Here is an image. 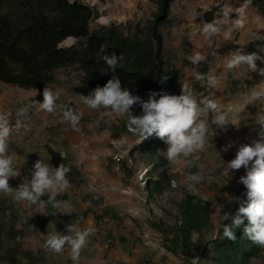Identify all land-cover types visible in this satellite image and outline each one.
<instances>
[{
	"label": "rangeland",
	"instance_id": "374dc122",
	"mask_svg": "<svg viewBox=\"0 0 264 264\" xmlns=\"http://www.w3.org/2000/svg\"><path fill=\"white\" fill-rule=\"evenodd\" d=\"M78 1L93 8L92 30L114 25L133 36H138V28L146 30V23L152 21L160 4V0ZM222 4L232 9L231 20L242 18L243 24L237 27L230 22L220 33L206 40L198 29L203 22L217 17ZM240 8L243 12L238 14L236 10ZM159 28L164 35L165 64L181 72L178 85L170 94H179L181 83H188L195 98L207 96L221 109L232 106L234 111L229 113V119L234 125L216 130L211 124L214 113H202L201 119L209 126L205 150L187 158L180 157L177 162L166 159V146L160 150L168 185L161 197H150L146 189L149 175L146 170L151 167L152 159L146 158L152 157H144L142 149L135 145L141 136L128 129L120 130V122L127 118L126 114L114 113L103 106L91 109L80 101V96L87 93L82 82L84 72L77 64L56 69L54 81L45 86L58 94L53 112L39 107L43 89L0 82V115L6 116L11 129L7 151L15 154L14 163L19 170L16 177L9 178V185L15 188L21 183L39 158L48 159L53 166L61 163L69 166L66 173L69 187L57 198L69 202L71 213L55 214L56 210L50 206L41 209L15 200L12 192L0 193V205L6 209L7 220L13 223L14 235H21L19 230L25 228L24 235L17 238L20 248L42 247L49 233L63 232L65 225L73 223L80 228L92 227L94 232L87 238L86 251L81 250L84 252L76 262L71 260L68 251L70 264H123L122 261L137 264L145 260H148L145 264H155L164 250L158 242L162 224H177L179 201L187 192L208 200L213 214L218 215L214 225L205 230V236L218 237L217 224L235 211L237 203L226 197L243 195L245 189L238 178L244 174V168L232 171L230 178H226L223 175L225 162L234 157L238 143H249V138H257L258 126L253 122L264 112V98L256 99L251 94L261 78L256 72L248 73L243 65L228 70L224 59L238 47L264 55L261 52L264 51V17L252 0H171L167 18ZM225 31L229 33L227 39ZM79 41L70 37L60 45L73 46ZM196 51L201 52L205 60L192 65L187 56ZM256 63L261 66L259 60ZM194 72L201 73L204 79L196 80ZM209 74L216 78L214 86L207 84ZM237 108L239 111H235ZM22 110L26 115H20ZM73 116L77 117L74 124ZM117 132L119 135L115 137ZM229 143L231 147L224 150ZM109 231L117 238L123 235L134 242L133 251H123L119 246L112 248ZM103 256L108 257L102 259ZM200 259L209 264L212 255L203 253V249L195 250L193 263L197 264ZM251 263L264 264V251Z\"/></svg>",
	"mask_w": 264,
	"mask_h": 264
},
{
	"label": "clouds",
	"instance_id": "9594fccd",
	"mask_svg": "<svg viewBox=\"0 0 264 264\" xmlns=\"http://www.w3.org/2000/svg\"><path fill=\"white\" fill-rule=\"evenodd\" d=\"M236 11L240 14L243 12V8ZM231 16L232 9L227 4H222L217 17L211 21L203 22L198 31L207 40L220 33L223 26L230 22L237 27L242 26V18L233 21ZM223 34L225 39L229 37L228 32L225 31ZM97 55L106 65V67L100 68L101 72L111 70L113 75L102 86L94 87L89 94H82L80 101L91 109L103 106L110 108L114 113L126 114V126L129 132L141 137L155 133L163 141L164 146L158 149L157 156H154L151 164L149 163L151 167L146 170L148 174L155 164H160L168 182V175L164 169V157L160 154V150H163L165 146L166 159L170 162H177L180 157L187 158L194 153L205 150L209 126L204 119H201L202 113L209 111L214 113L211 124L215 125L216 130H224L228 124L234 125V122L229 119V113L234 111L232 106L221 109L213 99L207 96L195 98L192 87L188 83H181L179 94H169L162 89L149 91L146 99L132 94L128 88L121 86V81L116 74L117 67L122 66L123 55L106 51L104 44L99 45ZM187 59L191 61L192 65H198V62L205 60V56L196 51L187 56ZM257 60L261 62L259 67L256 63ZM242 65L246 66L248 73L256 72L261 77L259 86L252 90V97L264 98V55H260L257 51L247 52L242 47H238L230 51L224 59V67L228 70L239 68ZM194 78L196 80L204 79L199 72H194ZM166 79V76L162 77L161 82ZM216 83V78L209 74L207 76L208 86H214ZM57 96L58 94L44 87L42 90L43 98L39 107L44 111L53 112L56 108ZM133 104L140 106L141 111L137 115H133L130 110V106ZM235 111H239V109L237 108ZM20 115H26V112L22 110ZM71 119L74 124L77 117L73 116ZM253 123L258 126L256 128L257 138H249V143H238L234 157L225 162L223 172L226 178H230L232 171L243 166L244 174L239 176L238 181L243 184L244 193L242 196L226 197L230 202H236L238 206L234 213H229L216 226L222 237L235 240V232L237 229H241V236L253 242L251 245L259 250L257 256L248 260L249 264H253L251 260L260 256L264 251V112H261ZM10 131L6 116L0 115V193L12 192L15 200L35 205L41 209L50 206L56 210L55 214L71 213L69 202L57 198L65 193L70 183L66 176V173L69 172V166L67 167L63 163L53 166L48 162V159L39 158L34 161L21 183L15 188L9 185V178L19 174L14 163L15 154L7 151ZM228 147H231L230 143L224 146V150H227ZM185 162L191 164V161ZM188 193L191 192L186 193L184 199L179 201V205L181 201L186 199ZM194 195L196 199L197 196ZM201 201L204 200L201 199ZM84 212L86 215L89 214L88 211ZM216 216L218 219V215ZM216 216L213 215L212 217L214 223ZM225 220L228 222L225 223ZM245 221L247 222L245 223ZM13 230V223L7 220L0 231V243H9L4 249V255L8 257L9 253L7 255L6 249H10L9 257L14 260L13 264H70L67 262L69 250L71 260L76 262L84 252L81 250L86 251L84 246L87 238L94 232L92 227L80 228L69 223L65 225L63 232L56 230L49 233L42 247L26 245L20 248L17 238L24 235L25 228L19 230L21 235H14ZM112 233L109 231L107 234L112 248L119 246V249L123 251H133L136 246L134 242L123 235H118L117 238ZM107 257L103 256L102 259ZM147 261L137 264H145ZM122 263L131 264L126 261H122Z\"/></svg>",
	"mask_w": 264,
	"mask_h": 264
},
{
	"label": "trees",
	"instance_id": "16d2710c",
	"mask_svg": "<svg viewBox=\"0 0 264 264\" xmlns=\"http://www.w3.org/2000/svg\"><path fill=\"white\" fill-rule=\"evenodd\" d=\"M170 1L160 0L159 10L152 21L146 23V30L138 28V36H133L114 25L92 30L93 8L78 0H0V82L43 89L54 81L56 69L77 64L84 72L83 88L89 94L113 75L111 70H100L106 65L97 53L99 45L104 44L106 51L123 55L122 66L116 69L122 87L142 99L152 90L162 89L170 94L181 76L180 70L169 68L163 57L164 35L159 25L167 18ZM252 1L264 17V0ZM67 37L80 41L73 46H61ZM165 76L167 79L161 82ZM130 110L133 115L141 111L138 104L130 106ZM126 120L123 118L120 122V130L128 129ZM139 139L135 145L142 149L144 157H152L146 159H154L158 149L164 146L155 133ZM165 176L162 166L155 164L146 183L150 197L164 194L168 185ZM178 209L177 224H162L158 242L164 250L155 264H194L192 254L198 249L210 252L209 264H249L248 260L257 256L259 249L241 236V229L235 232V240L221 234L205 236V230L214 225L212 205L208 200L195 199L194 194L188 193ZM0 214L1 231L7 222L6 209L2 205ZM153 225L158 224L154 222ZM8 245V242L0 243V264L14 263L9 257L10 249H6L9 256L4 255ZM201 259L197 264H204Z\"/></svg>",
	"mask_w": 264,
	"mask_h": 264
}]
</instances>
